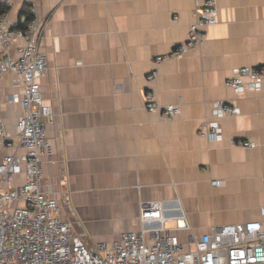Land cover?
I'll return each mask as SVG.
<instances>
[{
  "label": "crops",
  "instance_id": "0c3cea01",
  "mask_svg": "<svg viewBox=\"0 0 264 264\" xmlns=\"http://www.w3.org/2000/svg\"><path fill=\"white\" fill-rule=\"evenodd\" d=\"M215 1L216 21L200 46L157 64L186 39L199 0H12L4 14L5 26L17 28L27 2L42 25L48 70L37 81L53 149L42 158L43 183L57 215L86 243L137 230L141 200L177 199L188 225L181 240L212 225L263 220L264 79L240 92L226 80L234 68L264 66V0ZM147 88L159 104L178 105V115L147 112ZM20 93L13 73L0 76L7 130L20 114L10 98ZM218 100L238 113L217 118L222 138L210 142L197 130Z\"/></svg>",
  "mask_w": 264,
  "mask_h": 264
},
{
  "label": "built area",
  "instance_id": "2783aa9c",
  "mask_svg": "<svg viewBox=\"0 0 264 264\" xmlns=\"http://www.w3.org/2000/svg\"><path fill=\"white\" fill-rule=\"evenodd\" d=\"M0 2L10 6L12 0ZM29 11L23 28L6 27L5 15L0 17V76L11 72L21 85L20 95L10 98L20 108L13 130H7L0 118V264H264V211L262 221L212 225L204 233L181 240L177 232L188 225L178 200H141L137 230L122 232L111 243L94 244L86 243L72 231L69 220L57 215L58 200L44 185L42 168L43 156L50 158L53 152L46 134L52 115L37 81L47 72L48 59L40 44L42 25L34 8ZM194 14L186 39L157 56L155 64L200 46L205 28L216 21V1L199 0ZM154 76L150 72L147 79ZM263 79L264 66L239 67L233 69L226 85L239 92L255 90ZM143 107L163 118L179 113L176 104H159L151 88L144 91ZM237 113L232 102L215 101L213 119L202 122L198 136L210 142L220 140L217 118ZM233 143L255 145L248 139ZM210 184L219 186L222 181L212 179ZM169 221L173 227H167Z\"/></svg>",
  "mask_w": 264,
  "mask_h": 264
},
{
  "label": "trees",
  "instance_id": "16d2710c",
  "mask_svg": "<svg viewBox=\"0 0 264 264\" xmlns=\"http://www.w3.org/2000/svg\"><path fill=\"white\" fill-rule=\"evenodd\" d=\"M8 11H9V6L0 2V17L2 15L6 14ZM19 15L23 16L24 19H23V21H19L15 27L23 28L31 16V13L29 11V4L27 2H23L22 6L20 8V11H19Z\"/></svg>",
  "mask_w": 264,
  "mask_h": 264
},
{
  "label": "rangeland",
  "instance_id": "374dc122",
  "mask_svg": "<svg viewBox=\"0 0 264 264\" xmlns=\"http://www.w3.org/2000/svg\"><path fill=\"white\" fill-rule=\"evenodd\" d=\"M167 227H171V226H173L174 225V223L172 222V221H169V222H167Z\"/></svg>",
  "mask_w": 264,
  "mask_h": 264
}]
</instances>
